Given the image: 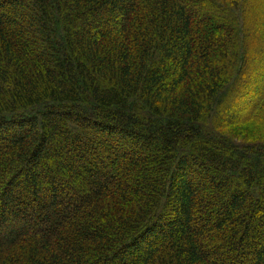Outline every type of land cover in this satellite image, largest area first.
<instances>
[{
	"label": "trees",
	"instance_id": "16d2710c",
	"mask_svg": "<svg viewBox=\"0 0 264 264\" xmlns=\"http://www.w3.org/2000/svg\"><path fill=\"white\" fill-rule=\"evenodd\" d=\"M252 64L264 0H0V264H264Z\"/></svg>",
	"mask_w": 264,
	"mask_h": 264
},
{
	"label": "rangeland",
	"instance_id": "374dc122",
	"mask_svg": "<svg viewBox=\"0 0 264 264\" xmlns=\"http://www.w3.org/2000/svg\"><path fill=\"white\" fill-rule=\"evenodd\" d=\"M252 66L253 67H250L248 70L256 73L250 75L249 79L244 82V85L241 84L237 88L236 95H234L232 103H229L230 106L236 107L237 105H242L245 100L250 98L252 99L255 88L264 85V67H258L259 70L257 69L258 71H255L253 64ZM251 71H249L250 74Z\"/></svg>",
	"mask_w": 264,
	"mask_h": 264
}]
</instances>
